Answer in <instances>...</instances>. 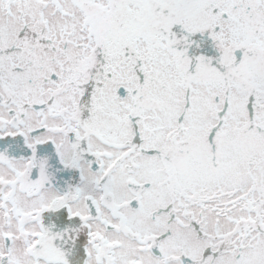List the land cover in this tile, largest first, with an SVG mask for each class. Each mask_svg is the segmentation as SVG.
I'll use <instances>...</instances> for the list:
<instances>
[{"label": "snow or ice", "instance_id": "obj_1", "mask_svg": "<svg viewBox=\"0 0 264 264\" xmlns=\"http://www.w3.org/2000/svg\"><path fill=\"white\" fill-rule=\"evenodd\" d=\"M0 264H264V0H0Z\"/></svg>", "mask_w": 264, "mask_h": 264}]
</instances>
